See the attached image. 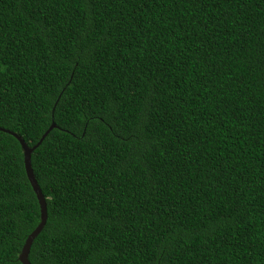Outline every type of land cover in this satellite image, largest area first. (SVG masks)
<instances>
[{"label":"trees","instance_id":"16d2710c","mask_svg":"<svg viewBox=\"0 0 264 264\" xmlns=\"http://www.w3.org/2000/svg\"><path fill=\"white\" fill-rule=\"evenodd\" d=\"M52 121L31 264H264V0H0V127ZM39 216L0 129V264Z\"/></svg>","mask_w":264,"mask_h":264},{"label":"water","instance_id":"95a60500","mask_svg":"<svg viewBox=\"0 0 264 264\" xmlns=\"http://www.w3.org/2000/svg\"><path fill=\"white\" fill-rule=\"evenodd\" d=\"M55 122L52 121L48 129L42 134V136L39 138V140L33 145V146H28L25 141L22 139V137L11 131V130H6L4 128H1V130L8 132L12 136H14L20 143L22 150H23V162H24V168L26 172L27 179L36 195V198L38 200L39 204V209H40V216H39V222L37 226L31 231V233L28 234L26 237L24 244L22 245L21 251L18 255V259L22 264H31L28 260V253L30 250V246L32 244V241L34 238L37 236V234L42 230L46 223L47 219V205H46V200L45 197L41 191L40 186L38 185L36 178L33 173V169L31 166V154L32 152L41 144L42 140L44 137L47 135V133L55 127Z\"/></svg>","mask_w":264,"mask_h":264}]
</instances>
